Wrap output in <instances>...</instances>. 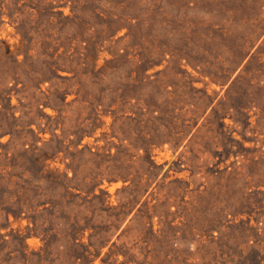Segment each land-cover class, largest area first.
Returning <instances> with one entry per match:
<instances>
[{
    "label": "rangeland",
    "instance_id": "1",
    "mask_svg": "<svg viewBox=\"0 0 264 264\" xmlns=\"http://www.w3.org/2000/svg\"><path fill=\"white\" fill-rule=\"evenodd\" d=\"M0 264H264V0H0Z\"/></svg>",
    "mask_w": 264,
    "mask_h": 264
},
{
    "label": "trees",
    "instance_id": "2",
    "mask_svg": "<svg viewBox=\"0 0 264 264\" xmlns=\"http://www.w3.org/2000/svg\"><path fill=\"white\" fill-rule=\"evenodd\" d=\"M98 189L103 190V188L101 187V182H99V183H97V184L94 185L92 191L90 193H88V195H87L88 198H91V196H98V192H97ZM44 204H46V203H44ZM85 245L86 244H84V247H86V250H88L87 248L89 246L88 245L85 246ZM89 251H91V250H89Z\"/></svg>",
    "mask_w": 264,
    "mask_h": 264
}]
</instances>
